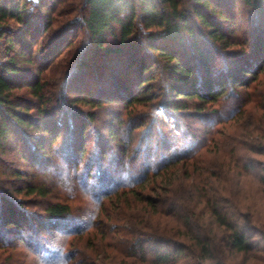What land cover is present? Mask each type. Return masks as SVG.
<instances>
[{
	"label": "trees",
	"instance_id": "obj_1",
	"mask_svg": "<svg viewBox=\"0 0 264 264\" xmlns=\"http://www.w3.org/2000/svg\"><path fill=\"white\" fill-rule=\"evenodd\" d=\"M263 77L264 0H0V264H264L192 168L264 188Z\"/></svg>",
	"mask_w": 264,
	"mask_h": 264
},
{
	"label": "rangeland",
	"instance_id": "obj_2",
	"mask_svg": "<svg viewBox=\"0 0 264 264\" xmlns=\"http://www.w3.org/2000/svg\"><path fill=\"white\" fill-rule=\"evenodd\" d=\"M239 100H241V97L240 99H237L236 102L237 101L239 102ZM245 121H246V116H241L238 119V122L236 124L239 125L240 122L243 123ZM232 123L233 122H230V124ZM230 124L228 123H226L225 125L222 124L220 125V128L225 129ZM243 126L245 128L247 127V124L246 126L245 124ZM233 127L237 128V126H233ZM238 129L240 130L241 128H238ZM233 133L237 134L238 130L233 131ZM230 144L231 143H225L223 144V147H222L221 144L219 143L218 145H213L210 149L206 150L208 152L207 154H209L206 161L203 162V164L201 163L195 164L192 167L193 173L199 172L202 168H205L206 166H210L213 169V171L211 172V174H213L212 175L213 181L211 182L212 183L211 185L214 188H216V190H218L221 193V195H226L227 198H229L230 200H233V202L237 206L236 207L237 210L238 211L241 210V212L244 213L249 226H252L253 228H255L253 230H250L249 233L252 235L255 243L259 245V248L257 249V251H264V188L257 181V178L254 176L255 174H252V173L250 174V173H245V172H241L240 174L238 170L236 171L232 169L236 165L234 163L229 162L230 161L229 153L228 154L227 153L224 154L223 152L218 153V150L221 151L224 148L226 150H230L229 149ZM214 152H216V154ZM255 158H257L260 161H264L263 156L262 157L255 156ZM17 160H18L17 158H14V162L10 165H12L13 167H17L18 166ZM227 165H230L231 167L227 168L229 167ZM222 166L225 169H223ZM210 167L208 169H210ZM133 208L134 207L131 205L128 208L127 212L129 213L133 212L135 214L137 213L136 210L140 212L143 211V209H140V206L139 207L136 206V208L134 209ZM200 218H201V223H207V220L205 219L206 214H202ZM161 219H162L161 222L164 223V219L166 218L162 217ZM169 223H170L169 226H172L173 228L180 227V224L177 222H174L173 220H170ZM220 234L222 235L223 232ZM220 243L222 244V242ZM253 252L256 253V254H253L254 256H258V258L256 257L253 258L254 261L257 260L261 262L260 257H259L260 254L255 251ZM241 259H242L241 255H236L232 257V261H228L223 264H239L238 262ZM177 264H209V261L208 260L201 261L196 256L188 255L182 258Z\"/></svg>",
	"mask_w": 264,
	"mask_h": 264
}]
</instances>
